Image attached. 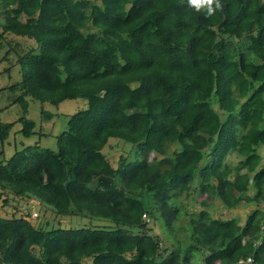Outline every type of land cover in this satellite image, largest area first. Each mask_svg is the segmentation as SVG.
Segmentation results:
<instances>
[{
	"label": "trees",
	"instance_id": "16d2710c",
	"mask_svg": "<svg viewBox=\"0 0 264 264\" xmlns=\"http://www.w3.org/2000/svg\"><path fill=\"white\" fill-rule=\"evenodd\" d=\"M221 4L0 0V64L14 54L21 71L0 90L19 93V132H35L26 97L87 104L56 150L0 160V264H264V0ZM12 126L0 121V157ZM109 138L140 157L114 167ZM215 201L254 207L240 223L212 216ZM66 216L90 225H53Z\"/></svg>",
	"mask_w": 264,
	"mask_h": 264
},
{
	"label": "rangeland",
	"instance_id": "374dc122",
	"mask_svg": "<svg viewBox=\"0 0 264 264\" xmlns=\"http://www.w3.org/2000/svg\"><path fill=\"white\" fill-rule=\"evenodd\" d=\"M1 17V16H0ZM27 41L28 44H33L30 39H22ZM15 61L14 54H11L8 61H3L0 64V89L15 83L21 78L20 66L11 64ZM7 67H10L9 71H5ZM19 95L17 91L11 92L9 90H0V121L1 122H11L13 126L9 132V136L4 142V154L0 157V160H7L16 150H21L25 146L38 144L40 147L49 148L52 150L57 149V135L61 134L67 126V120L71 114L76 111L86 108L87 104L84 99L77 98L73 100H65L57 105L50 104L48 102L41 103L30 97H26L28 103L26 117L31 119L35 123L34 133L25 137L20 132L21 123L17 120L22 115V108L19 103L13 102V100ZM177 145H173L172 148ZM103 153L105 157L110 161V163L116 167L118 164V159L121 155H126L129 160L139 158V151L133 148V145L118 139L109 138L108 143L103 148ZM261 152L263 150H260ZM230 157V156H229ZM230 159V158H229ZM233 159V158H232ZM202 199V195L188 198L185 200L186 206L192 211L198 210L197 201ZM37 200L32 199L28 203V212H36L41 215V208ZM253 205L250 206H239L235 209H226L220 202L215 201V204L211 210L212 216L219 218H230L236 216L239 218V222L243 223L246 219V214L253 209ZM9 212L10 207L6 208ZM52 221V217L49 218ZM40 220L42 217L40 216ZM59 221V223H58ZM93 226L98 224H105L100 221L93 220L91 223ZM52 224L49 225L51 227ZM54 226L62 227H80L89 226L90 222L85 218L80 217H59L53 222ZM150 226H155L152 220L149 221ZM156 227V226H155ZM180 237L183 234L180 232L178 234Z\"/></svg>",
	"mask_w": 264,
	"mask_h": 264
},
{
	"label": "clouds",
	"instance_id": "9594fccd",
	"mask_svg": "<svg viewBox=\"0 0 264 264\" xmlns=\"http://www.w3.org/2000/svg\"><path fill=\"white\" fill-rule=\"evenodd\" d=\"M187 4L197 12L205 11L208 16H212L223 7L221 0H187Z\"/></svg>",
	"mask_w": 264,
	"mask_h": 264
},
{
	"label": "built area",
	"instance_id": "2783aa9c",
	"mask_svg": "<svg viewBox=\"0 0 264 264\" xmlns=\"http://www.w3.org/2000/svg\"><path fill=\"white\" fill-rule=\"evenodd\" d=\"M34 216H36L35 212L32 213L31 217L33 218ZM143 217L146 219V221H149V218L145 214H143ZM250 262H252L251 257H247L245 261L239 260V263H250Z\"/></svg>",
	"mask_w": 264,
	"mask_h": 264
}]
</instances>
